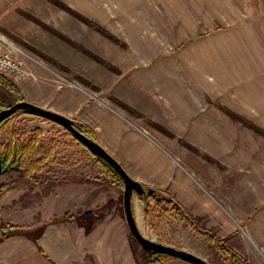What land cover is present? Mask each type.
Here are the masks:
<instances>
[{
	"label": "rangeland",
	"instance_id": "1",
	"mask_svg": "<svg viewBox=\"0 0 264 264\" xmlns=\"http://www.w3.org/2000/svg\"><path fill=\"white\" fill-rule=\"evenodd\" d=\"M0 36L20 61L17 73H0L18 90L0 84V110L24 99L100 126L103 144L106 120L115 132L121 125L114 116L141 129L150 161L115 157L128 173L145 189L175 190L199 226L248 264H264V0H0ZM134 95L160 113L130 103ZM6 125L56 143L36 175L0 174V221L17 226L11 233L33 230L64 264H152L126 223L123 187L93 153L62 126L21 110L0 124V144ZM169 173L181 182L172 192ZM143 208L133 193L145 236L209 264H235L173 218L157 237ZM30 246L0 229V264Z\"/></svg>",
	"mask_w": 264,
	"mask_h": 264
},
{
	"label": "trees",
	"instance_id": "2",
	"mask_svg": "<svg viewBox=\"0 0 264 264\" xmlns=\"http://www.w3.org/2000/svg\"><path fill=\"white\" fill-rule=\"evenodd\" d=\"M0 84L4 85L10 91L18 92L14 82L1 74ZM0 106H2L1 103ZM130 111L132 112V110ZM21 112L26 113L23 110H21ZM74 121L88 136H90L94 141L99 142L97 133L93 128L83 121ZM1 123H3V121H1L0 124ZM39 133H41L40 130H35L32 135L25 136L24 134L18 133L16 130L11 129L6 125V142L4 144H0V162L2 173L7 172L10 169H16L21 173L31 177L39 173V171H41L43 167L46 166V161L52 160V153L56 143L55 141L49 142L45 139L39 140L37 138ZM68 133L71 134L70 132ZM96 158L106 170V178L109 180V182L123 187L122 179L116 173V171L101 158L97 156ZM6 187V184L1 183L0 193ZM144 190L145 191L139 195L144 205L143 216L145 220L149 222L157 237L160 236L161 231L164 229V220L167 218H173L176 221L184 223L187 227L194 229L197 234H199L208 243L218 249L219 257H222V254L226 253L227 257L233 263L248 264L247 260L244 259L239 253L227 246V243L223 238H220L215 233L207 231L204 227L199 226L196 222V219L189 212V210L172 194L152 187H148ZM0 229L4 235V238L13 236L15 234L23 235L26 238L32 240L35 244H37L36 240L39 238V236L32 235L33 230L11 233L17 229V226L11 224L6 227L1 221ZM86 229L90 231L91 225H88ZM37 248L40 252L44 253L40 246L37 245ZM147 254L152 264H162L161 260L163 259V256H168L157 253ZM183 262L184 264H193L185 260H183Z\"/></svg>",
	"mask_w": 264,
	"mask_h": 264
},
{
	"label": "water",
	"instance_id": "3",
	"mask_svg": "<svg viewBox=\"0 0 264 264\" xmlns=\"http://www.w3.org/2000/svg\"><path fill=\"white\" fill-rule=\"evenodd\" d=\"M19 110H23L30 115L39 116L41 118L53 121L54 123L62 126L91 153L108 163L116 171L123 182L122 202L126 223L131 235L143 250L150 254L157 253L178 257L193 264H209L203 258L191 252L158 242L145 236L141 232L137 218L134 215L132 209V195L133 193L141 195L145 191L143 184L139 180L133 178L124 168V166L113 156L112 153H110L101 143L94 141L90 136H88L71 117L23 99L1 109L0 122L4 119H7ZM1 173L2 167L0 162V174Z\"/></svg>",
	"mask_w": 264,
	"mask_h": 264
},
{
	"label": "crops",
	"instance_id": "4",
	"mask_svg": "<svg viewBox=\"0 0 264 264\" xmlns=\"http://www.w3.org/2000/svg\"><path fill=\"white\" fill-rule=\"evenodd\" d=\"M129 102L136 104V105H139V106H142V109H144V108L149 109L150 113H152V115L154 117L158 112L160 113V110H153L151 107H149L147 105V103L150 102L149 100L145 99L141 103H139L138 100L136 99L135 95H134V98L132 99V102L131 101H129ZM114 117L117 118L116 120L120 121L121 125L119 126V128L117 127V131L115 132V130H114V124L115 123L111 119L106 120V123L104 125V131L107 130L111 137L106 139L105 144H103V143H101V144L110 153L112 152L113 156L116 157L120 161H122V160L123 161L136 160L139 162L140 161L149 162L150 161V159L148 158L149 155H147L148 150H149L148 149L149 144L147 142L148 139L144 135L146 133L144 131H142L141 129H138V128L133 130V129L129 128V126H123V124H125V123L122 122L121 119H119L118 117H116V116H114ZM98 130H99V132L96 130L98 136L102 135V131H101L100 126H99ZM148 141H150V140H148ZM177 179L178 178H177L176 174L169 173L168 177H167V181L165 182L164 186H167L169 184L167 187L170 189L169 191L172 192L174 190V186H176V184L181 183ZM172 194H174V196L176 197L175 190L173 191ZM39 240H40V237L37 239V241H38L37 244H35L32 240H30L33 243V246H30L27 249V251L23 254L22 258L17 260L14 264H53V263L54 264H64L59 259L52 257L48 253L40 252L37 248V245L40 246ZM54 254H55V256L58 257L57 252H54Z\"/></svg>",
	"mask_w": 264,
	"mask_h": 264
},
{
	"label": "built area",
	"instance_id": "5",
	"mask_svg": "<svg viewBox=\"0 0 264 264\" xmlns=\"http://www.w3.org/2000/svg\"><path fill=\"white\" fill-rule=\"evenodd\" d=\"M8 42L4 36H0V73L7 74L17 73L20 71L19 62L11 56L7 49Z\"/></svg>",
	"mask_w": 264,
	"mask_h": 264
}]
</instances>
